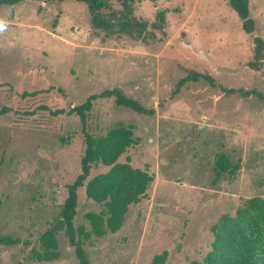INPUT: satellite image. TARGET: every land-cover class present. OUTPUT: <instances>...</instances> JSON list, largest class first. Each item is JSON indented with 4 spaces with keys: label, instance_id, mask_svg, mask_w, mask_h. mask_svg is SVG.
Masks as SVG:
<instances>
[{
    "label": "rangeland",
    "instance_id": "374dc122",
    "mask_svg": "<svg viewBox=\"0 0 264 264\" xmlns=\"http://www.w3.org/2000/svg\"><path fill=\"white\" fill-rule=\"evenodd\" d=\"M99 24L77 0H23L0 5V264H163L202 261L222 216H235L254 196L264 199V99L224 88L264 93V0H249L254 32L230 0H106ZM194 72L200 77L182 86ZM224 87V88H223ZM120 89L144 114L114 97L94 101L86 129L103 135L133 125L136 143L119 158L148 169L147 195L130 205L120 230L84 239L83 257L66 228L57 233L60 258L39 261L44 232L60 224L86 150L80 115L72 108L105 89ZM239 165L217 177L215 159ZM109 170L93 166L90 177ZM88 178V179H89ZM78 188L75 228L91 226L89 211L103 203Z\"/></svg>",
    "mask_w": 264,
    "mask_h": 264
},
{
    "label": "trees",
    "instance_id": "16d2710c",
    "mask_svg": "<svg viewBox=\"0 0 264 264\" xmlns=\"http://www.w3.org/2000/svg\"><path fill=\"white\" fill-rule=\"evenodd\" d=\"M23 0H0V5H13ZM85 2L96 21L104 25L101 8L107 4L106 0H77ZM230 5L237 11L244 21V29L248 33L254 32V20L250 17L249 0H230ZM106 23V22H105ZM109 24L106 23L105 27ZM255 60L250 62L255 68H260L264 59V40L260 36L254 37ZM205 78L211 85L216 86L213 77L194 72L179 81L182 86L190 80ZM224 88V87H223ZM229 93H239L244 97L257 96L264 99V93L254 89L224 88ZM114 97L118 105L131 108L144 114H152L154 109L144 107L136 99L125 95L120 89H105L100 93L90 95L85 102L76 105L72 111L80 115L84 124L83 131L86 140V150L82 158V172L69 185V195L62 209L60 224L44 232L40 238L42 250H33V256L39 261H51L60 258L57 233L66 228L72 242L77 245V253L83 257L80 240H75L78 233L84 239L95 236L103 237L109 232L121 229L126 221L130 205L138 203L147 195V191L154 181V174L148 169L134 167L130 162H120L119 158L136 143L133 125L123 123L111 128L103 135H93L86 129V116L98 98ZM5 113L0 109V114ZM109 167L106 172L90 177L91 169L96 165ZM239 168L226 153H219L215 159L217 177L227 173L233 176ZM89 178V179H88ZM86 184L88 198L103 203L100 211H89L85 214L91 229L84 225L75 228L74 216L78 204V188ZM216 239L211 250L204 259L192 264H264V199L259 196L249 198L241 206L235 216L225 215L220 219L215 230ZM1 244H18L19 239L1 237ZM168 257L165 251L155 256L152 264H163Z\"/></svg>",
    "mask_w": 264,
    "mask_h": 264
},
{
    "label": "clouds",
    "instance_id": "9594fccd",
    "mask_svg": "<svg viewBox=\"0 0 264 264\" xmlns=\"http://www.w3.org/2000/svg\"><path fill=\"white\" fill-rule=\"evenodd\" d=\"M8 24L6 19L0 17V33H3L7 30Z\"/></svg>",
    "mask_w": 264,
    "mask_h": 264
}]
</instances>
